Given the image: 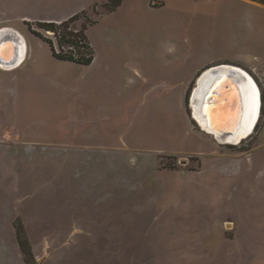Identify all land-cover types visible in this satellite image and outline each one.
<instances>
[{
	"label": "rangeland",
	"instance_id": "obj_1",
	"mask_svg": "<svg viewBox=\"0 0 264 264\" xmlns=\"http://www.w3.org/2000/svg\"><path fill=\"white\" fill-rule=\"evenodd\" d=\"M123 3L87 25L96 57L82 65L57 59L23 18L68 0H0V26L22 31L30 53L13 75L0 70L1 141L15 143L17 126L32 141L95 147L0 149V264H26L18 218L38 264H53L56 238L73 236L70 199L34 196L69 190L112 194L77 207L100 220L74 238L116 241L136 264H264V0ZM221 62L248 67L263 93L255 131L228 146L208 140L190 105L197 75ZM10 188L33 210L14 215Z\"/></svg>",
	"mask_w": 264,
	"mask_h": 264
},
{
	"label": "crops",
	"instance_id": "obj_2",
	"mask_svg": "<svg viewBox=\"0 0 264 264\" xmlns=\"http://www.w3.org/2000/svg\"><path fill=\"white\" fill-rule=\"evenodd\" d=\"M68 2H69V6L64 7V5L63 6L61 5L59 12L56 13L55 10H53V11H51L53 14H48L45 16H39V17L33 18V20H30L29 22H32V23H35L37 21L61 22V21H65V20L70 19V17H72L74 15L81 14L84 12L88 13L90 11H93L94 9H96L95 12L98 13V16H97V19H93V20H95V22H97L98 20H100L103 17H107V16H110L112 14L119 12L122 9V7L124 6L123 0H122L121 5L115 11L110 12L105 7L108 0H68ZM71 2H73V3H71ZM75 2L77 3V5L75 4ZM102 6H103V8H102ZM26 17H28V16L23 17L25 19L24 20L25 23L28 22ZM134 19H136V17H134ZM6 20H7V18L1 19V21H6ZM1 27L15 29L18 32H20L21 35L25 39L26 51L24 54V58L21 60V62L12 68H2L0 66V70H2L5 75L11 76L14 74L13 73L14 71L21 69L22 66H24V64L29 60V57H30L29 54L30 53H29V48H28V41H27L25 34L22 31H20L19 29L13 28V26H10L8 24L0 26V28ZM30 32L33 33L32 30H30ZM93 47H94V45H93ZM94 50H95V47H94ZM110 53L111 52H109V54ZM95 57H96V50H95L94 60H95ZM57 59H59V58H57ZM59 60H62V59H59ZM94 60L92 61V63L94 62ZM63 61H67V60H63ZM70 62H73V61H70ZM92 63H90V64H92ZM78 64H80V63H78ZM90 64H88V65H90ZM218 64H233V63L221 62ZM82 65H84V64H82ZM234 65L241 66V67L248 70V67L246 68L243 65H240V64L239 65L234 64ZM206 68H208V67H206ZM206 68H204V69H206ZM11 132L13 134V139L15 140V143L13 141L12 142L1 141L4 137V136H1L0 137V149H19L21 147H26V149H29V148H55V149L77 150V149L95 148L94 146L88 145L87 143H78V144L69 143L68 144V143H61V142H36V141H32V140H29L27 138H23L21 135L19 136V134H17V126L12 127ZM2 133L5 134V131L4 132L0 131V134H2ZM204 133L207 134L206 136H209L207 138H208V140H210L212 142L213 145H216V146L223 145L214 137V135L207 133L205 131H204ZM224 145L228 146L226 144H224ZM9 175H10V177L12 176V174H9ZM6 181H8V176H6ZM45 193L42 191L37 192V195H35L34 197L37 198L38 196H40V194H43L44 198L49 199L52 197L57 198L59 193H62L63 196L68 195L69 196L68 198L70 199V201L69 202L67 201L65 203V205H68L71 208L70 211L72 212V214L69 217H70V222L72 224L71 232H72L73 236L70 235V237H67L65 239L59 238L60 236L58 237V239L56 238L55 244H54L55 247H54L53 252H52L53 253V255H52L53 264H136V255H131V256H130V254L126 255L125 251L121 247H119L120 245L116 241L114 242L113 240L112 241L107 240L106 238H103V239L100 238L98 240L96 237L92 238V239H89V238L76 239V238H74L75 233L85 234L88 231V234H89V229H88L89 226L88 225L90 223L98 222L100 220L97 216H95L94 214H91L90 211H89L90 213H87V211H86L87 207L82 209L85 213H82L81 215H79V214L76 215L77 207H79L80 204L90 205L89 201H91V198H94V197L96 198L99 195H95V193L87 192V191L82 192V193H77L74 190L52 191V193H48L51 195H46ZM6 195H7V197H9L11 199V200H9V202H10L9 204H12L11 211L15 208L14 215L16 213H18L19 207L22 210H25V209L26 210L27 209L33 210L35 200H33L31 202L26 201L24 203L23 202L19 203L18 202L19 200H16V201L14 200L15 198L20 199L23 197H29V195L17 193L16 191H13L11 188L6 191ZM101 196L109 197V196H112V194L105 193V194H102ZM101 196H99V197H101ZM79 197L84 198L85 201L84 202H78L77 199ZM87 199H89V201H87ZM55 204H57V203H55ZM78 209H80V208H78ZM57 217L59 218V222H62L61 219L62 220L66 219L67 213H63L61 210V211H59ZM95 218L97 220H95ZM8 219L10 220V224L12 225L11 214H10V217ZM18 219L21 220V218H18ZM15 224H14V226H15ZM24 228H25V225H24ZM15 230H16V228H15ZM88 234H87V236H89ZM113 245H115V247H112ZM46 261H47V259H44L43 263H45Z\"/></svg>",
	"mask_w": 264,
	"mask_h": 264
},
{
	"label": "water",
	"instance_id": "obj_3",
	"mask_svg": "<svg viewBox=\"0 0 264 264\" xmlns=\"http://www.w3.org/2000/svg\"><path fill=\"white\" fill-rule=\"evenodd\" d=\"M12 49L5 55L2 47ZM26 51L25 39L15 29H0V66L18 65ZM253 89L251 79L234 64H217L204 69L197 77L190 97L194 119L200 127L223 144H237L257 127L262 99ZM197 110L198 116L195 115ZM258 115V117H256ZM186 163V161H184Z\"/></svg>",
	"mask_w": 264,
	"mask_h": 264
},
{
	"label": "trees",
	"instance_id": "obj_4",
	"mask_svg": "<svg viewBox=\"0 0 264 264\" xmlns=\"http://www.w3.org/2000/svg\"><path fill=\"white\" fill-rule=\"evenodd\" d=\"M121 3L122 0H108L105 7L108 11L112 12L115 11ZM94 10L96 11V9ZM80 15L81 14H77L74 17L61 22L37 21L32 23L28 21L27 23L33 33L49 43L54 56L62 60L88 65L94 60L95 50L91 41L87 37L86 29L87 25L89 23H94L95 20H88L89 22L84 26L83 30H75L72 28V21ZM34 25H36L37 28H33ZM41 30L51 33L52 36L45 35ZM15 228L25 263L38 264L29 237L25 231L24 224L20 219L17 220Z\"/></svg>",
	"mask_w": 264,
	"mask_h": 264
},
{
	"label": "bare ground",
	"instance_id": "obj_5",
	"mask_svg": "<svg viewBox=\"0 0 264 264\" xmlns=\"http://www.w3.org/2000/svg\"><path fill=\"white\" fill-rule=\"evenodd\" d=\"M2 51H3V53L7 56V55H10L11 53H12V49L8 46V48L7 47H2ZM234 66H236V65H234ZM240 71H242L243 73H245L250 79H251V81H252V84H253V89H254V91H255V93H256V95H257V97H258V110H259V107H260V103H261V101H260V89H259V86H258V83H257V81H256V79L247 71V70H245L243 67H241V66H236ZM12 68V67H11ZM262 99V98H261ZM195 115L196 116H198V113H197V110H196V113H195ZM256 117H258V115H256ZM259 120V119H258ZM254 132V131H253ZM252 132V133H253ZM251 133V134H252ZM247 134V132H243L238 138H237V144L238 143H240L243 139H245V138H247L248 136H250V135H248L247 137H245V138H243L241 141H240V137L241 136H245Z\"/></svg>",
	"mask_w": 264,
	"mask_h": 264
},
{
	"label": "flooded vegetation",
	"instance_id": "obj_6",
	"mask_svg": "<svg viewBox=\"0 0 264 264\" xmlns=\"http://www.w3.org/2000/svg\"><path fill=\"white\" fill-rule=\"evenodd\" d=\"M245 69V68H244ZM246 70V69H245ZM248 71V70H247ZM249 72V71H248ZM250 73V72H249ZM251 74V73H250ZM252 75V74H251ZM258 83V82H257ZM258 86H259V84H258ZM259 89H260V96H261V98H263V93H262V91H261V88H260V86H259ZM260 119V118H259ZM259 121V120H258ZM258 123V122H257ZM255 131V130H254Z\"/></svg>",
	"mask_w": 264,
	"mask_h": 264
}]
</instances>
